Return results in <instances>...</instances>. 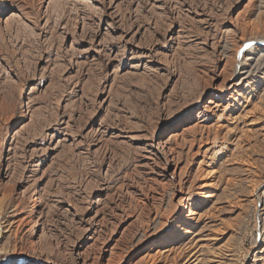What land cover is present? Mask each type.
Masks as SVG:
<instances>
[{"label": "rangeland", "instance_id": "1", "mask_svg": "<svg viewBox=\"0 0 264 264\" xmlns=\"http://www.w3.org/2000/svg\"><path fill=\"white\" fill-rule=\"evenodd\" d=\"M186 198L264 263V0H0V263L185 264Z\"/></svg>", "mask_w": 264, "mask_h": 264}, {"label": "bare ground", "instance_id": "2", "mask_svg": "<svg viewBox=\"0 0 264 264\" xmlns=\"http://www.w3.org/2000/svg\"><path fill=\"white\" fill-rule=\"evenodd\" d=\"M210 105L213 106L212 109L217 108L216 103H214L213 101L210 102ZM212 185H213L212 182H208V183H205L203 185V188H207V187L209 188L210 186L212 187ZM256 199H258L257 196H256ZM184 202L187 203V205H185L184 210H187L188 211V215H184L183 216L184 219L180 222V224L178 226H176L177 228L175 230V233H173L172 235H170V237L173 236V238L176 235V237H175L174 240H176V239L179 238V241H177V243H180V244L179 245L177 244L178 245L177 247H174L172 249H168L164 253H160L159 256H163V254H167V253L170 254V253L174 252L173 250H175L176 252H179L180 255L182 253L185 254L186 252L187 253H191L189 255V257H188V259H187V261H186L185 264H228L227 261L229 259L228 260L227 259H224V256L226 255V253H225V250H224V247L223 246L217 247V248L215 247L214 248L215 250L211 247L214 251L212 250V253L208 255L207 259L205 258L206 259L205 260L202 257V255H201V252L202 251L201 250H203L207 246L205 244H203L200 239H197V237L200 235V232L202 231V229H200V228L202 226H204L203 224H205L206 222L204 220V217L202 215L198 214L197 212H195L196 210L194 211V209L192 208L194 204L193 205L191 204L192 203L191 198H189V199L186 198V200L185 201H182L181 204L184 203ZM207 224L208 223H206V225L204 227H202V228L203 229H205V227L207 228ZM197 228H199L201 231H199V230L196 231ZM0 232H1V229H0ZM196 232H198V233H196ZM211 239L212 240H210V242L213 241V242L216 243L217 238L212 237ZM207 241H209V240H207ZM263 255H262V257H263ZM231 256H233V255H231ZM228 257H230V255H228ZM258 258L259 257H257V259ZM225 260H227V261H225ZM4 262H7V260L6 261H3L0 264H18V262H13V263L12 262L4 263ZM234 262H236V261L234 260ZM47 263H48V261H47Z\"/></svg>", "mask_w": 264, "mask_h": 264}]
</instances>
